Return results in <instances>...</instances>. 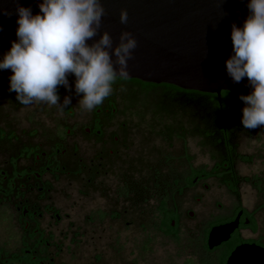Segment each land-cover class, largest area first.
Masks as SVG:
<instances>
[{"label": "flooded vegetation", "instance_id": "af4514ba", "mask_svg": "<svg viewBox=\"0 0 264 264\" xmlns=\"http://www.w3.org/2000/svg\"><path fill=\"white\" fill-rule=\"evenodd\" d=\"M0 64V264H13V260L21 261L25 253L28 258L39 264H55L54 256L50 252L53 247H59L61 243L56 240V234L51 229L41 228L39 223L40 219L48 217L56 225L63 218V213L57 203L59 201L52 195V177H56V174L65 169L61 163L67 161L61 159L67 156L68 151L73 150L76 153L79 150L78 142H75L72 145L73 149H70L66 144L68 139L74 141L75 138L82 136L87 143L93 146H108L109 152H113L112 146L119 142V135L113 131L108 132L105 126L119 112L117 94L121 88L126 93L125 101H121L126 112L131 116L154 121L153 128L157 131L155 135L165 142L172 143L182 140L186 146L188 139L198 137L200 147L210 150L209 140L204 138L207 131L202 129L203 137L198 136L194 131L195 120L197 122L201 120L199 123L203 126L208 123V114H194V92L192 90H184L165 83L155 84L104 76L92 68L76 63L60 59L38 58L14 44L13 47L0 45ZM84 75L91 89L97 90L96 98L100 100V104L92 109L93 114L88 121L81 122L75 119L76 113L71 106L66 111L71 123L66 124L64 122L66 119H64L57 124L55 129H50L48 117H44L45 119L39 122L29 117L27 105L29 95L33 96L34 91L38 88L47 90L49 84L55 85L58 91H68L69 87L77 81L76 79ZM8 77L11 79H7ZM261 100L264 98L257 101ZM206 101L207 97H204L203 102ZM6 102L13 105V113L3 111L2 106ZM139 108L142 111H137ZM248 112L243 111L237 114V117L230 114L237 118L234 123L239 129L235 130L237 132L234 131L235 135L231 143L222 144L225 154L235 148L233 154L235 163H247L239 159V155L249 157L240 151L239 144V135L245 130V115ZM3 114L13 118V128L9 130L3 128ZM10 114H13V117ZM18 115L25 117L24 119L27 118V121L33 120V122L30 121L28 128H18V122H16L19 119ZM225 115L228 114H223ZM229 119L231 118L228 116L227 121L231 123ZM120 129L126 133L129 129L128 122H123ZM196 132L199 133V130L197 129ZM3 141H13V156L9 157V163H7L8 159L5 163H1ZM77 162L79 163L77 168L79 174L85 166L82 164V159ZM214 164L215 161H212L211 166L195 167L193 163H187L180 180L175 179L174 191L171 186H166L162 188L163 191L159 192H148L144 188L141 195V201L148 206L146 211L150 216L149 224L143 226L151 227L164 237L178 242L179 255H181L178 258H182L181 264H226L230 253L240 245L255 244L264 248L263 239L256 236L258 232L256 211L248 210L240 202L242 183L238 185L239 195L236 196L220 182L219 178L208 175ZM209 179L218 181L220 187L225 188L238 202L228 215L202 218L197 240L207 255L214 256L213 260L205 258L195 261L191 253L193 241L187 221L198 217V213L191 208L183 207V196L187 190L199 184L208 188L206 182ZM159 187L154 188L159 189ZM123 195L124 198L128 197L127 193ZM119 198H122V195ZM196 199L201 200V198ZM93 212L95 214L105 213L101 208ZM93 212L88 215L90 222L95 221L91 217ZM114 214L119 215L118 212ZM13 215L20 217V225L25 234L19 254H13ZM235 220H238V226L230 238L213 249H209L208 235L211 228ZM80 236L81 233L77 230L71 240L77 242L76 238ZM145 247L143 244L142 250ZM135 262L138 264L137 258L129 264Z\"/></svg>", "mask_w": 264, "mask_h": 264}, {"label": "rangeland", "instance_id": "374dc122", "mask_svg": "<svg viewBox=\"0 0 264 264\" xmlns=\"http://www.w3.org/2000/svg\"><path fill=\"white\" fill-rule=\"evenodd\" d=\"M76 80L68 91H58L53 84H49L47 90L38 88L34 91L33 96L29 95L27 105L29 117H33L35 122L48 117L50 129H55L64 119L66 124L71 123L66 114L71 106L76 113L75 119L88 121L93 114L92 109L100 104L96 98L98 92L91 89L85 75ZM117 95L119 112L105 126L108 132L119 135V142L112 146L113 152H109L108 146L87 143L82 136L74 141L66 140L70 149L78 142L79 150L76 153L69 150L67 156L61 159L67 161L61 163L65 169L52 177V195L59 201L62 221L55 225L48 217L39 220L41 228L51 229L61 243L59 247H53L50 254L54 256L55 264H129L136 258L138 264H181L179 243L151 227L143 226L149 224L150 216L141 195L144 188L148 192H159L171 186L174 191L175 179L180 180L187 163H193L195 167L212 165L210 150L200 147L198 137L188 139L186 146L182 140L165 142L155 135L154 121L126 112L121 102L126 98L122 88ZM2 109L13 113L11 103L6 102ZM137 111L142 110L139 108ZM10 116L13 117V114ZM18 117V128H28L33 122L21 115ZM123 122H128L126 133L120 129ZM245 123V130L239 135V144L240 151L248 155L250 161L237 163L236 168L241 176L258 179L259 187L243 182L240 202L248 210L256 211V236L264 241V100L257 101L255 110L245 115ZM2 126L7 130L13 128V118L3 114ZM10 156H13V141H3L1 163L7 159L9 163ZM79 159L85 167L78 174ZM206 184L208 188L199 184L183 196V207L198 213V217L187 221L195 261L213 260L214 256L207 255L197 240L202 218L228 215L238 202L220 187L218 181L209 179ZM155 186L160 187L155 189ZM124 193L128 197L124 198ZM121 195L122 198H119ZM97 208L105 213L95 214L93 211ZM90 212H93L91 217L95 221L88 220ZM117 212L119 215L114 214ZM77 230L81 236L73 242L71 239ZM24 240L20 217L13 215V254L21 252ZM143 244L146 247L142 250Z\"/></svg>", "mask_w": 264, "mask_h": 264}, {"label": "water", "instance_id": "95a60500", "mask_svg": "<svg viewBox=\"0 0 264 264\" xmlns=\"http://www.w3.org/2000/svg\"><path fill=\"white\" fill-rule=\"evenodd\" d=\"M108 77L203 93L264 94V0H0V45ZM238 220L211 228L208 248ZM226 264H264L236 247Z\"/></svg>", "mask_w": 264, "mask_h": 264}, {"label": "trees", "instance_id": "16d2710c", "mask_svg": "<svg viewBox=\"0 0 264 264\" xmlns=\"http://www.w3.org/2000/svg\"><path fill=\"white\" fill-rule=\"evenodd\" d=\"M15 45V44H14ZM11 46L13 45H6ZM17 46V45H16ZM136 80V79H134ZM193 91V90H192ZM194 92V114H208V123L203 124L195 120L194 131L198 136L203 137L202 129L207 131L204 138H208V143H210V153L212 161H215V164L211 167L208 175L215 176L219 178L222 184H225L229 190L236 196L239 195L238 185L243 182H250L254 187H259L258 179L251 178L248 176H241L237 169L235 168V157L234 152L235 148L231 151H227L225 154L222 148V144H229L233 139L234 131L238 130L239 127L234 123L237 121V114H240L243 111L253 112L255 110V104L258 99H263V95L258 96H244L231 93L229 91H222L220 97L215 93H203L198 91ZM207 97V101L203 102V98ZM223 114H228L223 116ZM235 115L234 116H230ZM230 117L228 123L227 117ZM226 118V119H225ZM227 121V124H225ZM199 130V133L196 130ZM237 132V131H235ZM223 141V142H222ZM232 158H229V156ZM236 156V154H235ZM239 159L244 161H250V157H244L239 155ZM13 264H39L24 254V257L21 261H14Z\"/></svg>", "mask_w": 264, "mask_h": 264}]
</instances>
